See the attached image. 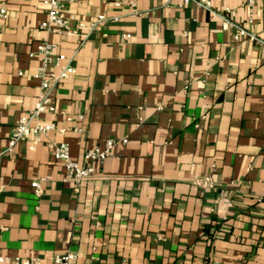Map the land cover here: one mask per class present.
Masks as SVG:
<instances>
[{
    "label": "crops",
    "instance_id": "0c3cea01",
    "mask_svg": "<svg viewBox=\"0 0 264 264\" xmlns=\"http://www.w3.org/2000/svg\"><path fill=\"white\" fill-rule=\"evenodd\" d=\"M1 6L0 255L264 264V0H212L214 12L234 8L225 17L255 35L239 40L194 0H70L63 13L72 25L104 18L75 54L77 36L40 27L42 0ZM45 39L74 56L75 72L51 92L54 112L42 115L65 132L8 150L36 102L40 57L29 54ZM47 137L68 142L80 163L86 149L116 143L74 191Z\"/></svg>",
    "mask_w": 264,
    "mask_h": 264
},
{
    "label": "built area",
    "instance_id": "2783aa9c",
    "mask_svg": "<svg viewBox=\"0 0 264 264\" xmlns=\"http://www.w3.org/2000/svg\"><path fill=\"white\" fill-rule=\"evenodd\" d=\"M68 1L70 0H42V3L47 7V19L40 23V27L51 33L77 36L78 43L74 51L75 54L87 37L88 31L96 29L101 25L104 18L98 17L96 20L89 22L76 21L75 24L72 25L71 19L73 18L67 17L63 13V8ZM188 1L190 0H183L184 3H187ZM194 1L198 6L208 10L212 16L222 18L225 27H227V25L235 27V40H239L242 37L254 39L255 35L253 33H249L244 28L238 27L225 17V14L233 16L235 12L234 8L226 7L224 9L225 14H220L212 10V0ZM252 3L253 0H248V4ZM131 4L134 5L133 3ZM6 17L7 11L4 6H1L0 20L5 19ZM248 21L250 22L251 19L249 18ZM29 55H37L40 57V64L32 74V77L39 83V93L33 108L17 119L8 139V150L19 141L25 139H30L31 143L34 145L40 142L42 137H46L48 133L52 131H57L60 134L65 132V129L58 128L54 122L43 121L42 115L44 113L54 112L55 106L51 100V92L61 80L70 77L75 72V68L72 65L74 56L66 55L64 53H55V45L46 39L37 43L35 49ZM71 119L70 116L66 117V120ZM77 119H82V115H78ZM75 130L81 132L83 129L77 127ZM126 141V138L121 139L122 143H125ZM115 143V139L107 138L103 141L102 145H96L86 149L82 156V162L80 163L71 156L68 142L64 140L56 141L48 137L44 140V144L52 156L63 165V180L71 183L74 191H78L81 182L93 174L94 163L102 162L112 155V149ZM31 148H33V146ZM202 182V185H204L205 181ZM31 186L34 188L36 194L41 193V179L31 181ZM226 202L228 203V200H226ZM76 258L77 254L75 252H66L63 254H55L52 257V260L55 264H70L72 261L76 260ZM2 263L41 264L38 257L22 258L19 256L9 257L0 255V264ZM89 264L95 263L91 262Z\"/></svg>",
    "mask_w": 264,
    "mask_h": 264
}]
</instances>
